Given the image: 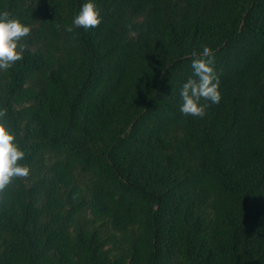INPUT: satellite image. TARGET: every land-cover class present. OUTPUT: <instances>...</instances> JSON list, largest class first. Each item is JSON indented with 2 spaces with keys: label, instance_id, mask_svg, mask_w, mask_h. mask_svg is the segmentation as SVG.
Listing matches in <instances>:
<instances>
[{
  "label": "trees",
  "instance_id": "1",
  "mask_svg": "<svg viewBox=\"0 0 264 264\" xmlns=\"http://www.w3.org/2000/svg\"><path fill=\"white\" fill-rule=\"evenodd\" d=\"M87 2L0 0L31 28L0 70L30 170L0 193V264H264V0H91L76 27ZM205 46L221 100L184 115Z\"/></svg>",
  "mask_w": 264,
  "mask_h": 264
},
{
  "label": "clouds",
  "instance_id": "2",
  "mask_svg": "<svg viewBox=\"0 0 264 264\" xmlns=\"http://www.w3.org/2000/svg\"><path fill=\"white\" fill-rule=\"evenodd\" d=\"M100 23L99 10L91 0L82 5L79 14L73 19L74 26L84 29L98 27ZM67 31L71 32L72 28L68 27ZM30 34V26L12 18L7 11L0 13V70L7 71L23 59L27 46L22 41ZM192 56L191 68L195 78H189L182 86L180 111L184 115L203 117L207 105L202 104V100L212 104H218L221 100L219 79L214 71V57L209 47L205 46L201 54L193 51ZM5 116L6 110H0V118ZM14 141V134L4 122H0V193H3L13 180L29 175V168L19 163L25 153Z\"/></svg>",
  "mask_w": 264,
  "mask_h": 264
}]
</instances>
